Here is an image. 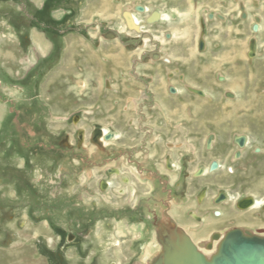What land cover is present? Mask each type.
I'll return each instance as SVG.
<instances>
[{
	"label": "rangeland",
	"instance_id": "rangeland-1",
	"mask_svg": "<svg viewBox=\"0 0 264 264\" xmlns=\"http://www.w3.org/2000/svg\"><path fill=\"white\" fill-rule=\"evenodd\" d=\"M236 2L245 6L246 17L239 18L238 9L233 8L225 30L206 34L210 45H220L219 53L224 46L229 49L230 61L224 63L221 58L215 60L221 62L219 65H207V73L214 75L213 80L187 79L183 84L188 89L170 82L173 77L181 76V72L167 65V82H159V85L167 94L171 93L170 87L180 89V94L169 95L176 96L183 107L164 112L161 121L185 123L183 127L189 126L187 123H198L199 136L211 140L214 136L228 138L237 133L246 137L245 158L235 161L232 156L230 163L219 161L222 166L214 174L216 179L226 178L225 188L233 199L248 194L259 201L257 207H248L246 217L247 221H253L251 213L257 212L253 227L258 233L251 232L260 235L264 234V221L259 220L264 218V125H257L254 119L260 106L264 112V0ZM31 7L27 0H0V264H150L160 254L165 240L159 231V222L164 216L169 222L171 218L167 212L163 211V216L156 209V214H151L150 210L154 209L148 208L152 204L150 200L137 198L131 202L130 198L136 194H116L115 188L120 182L106 171L108 167L119 165L132 181L131 166L124 164L130 145L125 139L136 133L129 123L134 120L147 124L154 120L151 117L161 115L147 109H142L143 113L130 110L145 101L142 97L146 85L129 74H147L149 69L137 65L132 72L121 74L120 80L125 79L126 85L136 92L141 90L137 94L140 99L115 98L110 108L102 110L98 101L107 93L104 83L116 82L115 76L103 72L100 77L89 72L94 66L90 68L79 62L81 66H74L72 73L64 74L63 51L53 49L43 56L44 51L33 50L31 45L35 41L27 30L31 25L25 23L24 28L22 24V13ZM41 9L40 15L46 21L50 36L51 2ZM87 39L93 44L89 35ZM250 39L254 50L251 56L248 55ZM135 41H143V38H135ZM196 49L200 51L202 47ZM141 50L136 48L131 56H138ZM225 51L223 59L228 58ZM163 53L147 57L154 62L162 55L168 63L170 57ZM207 53L214 55V51L208 50L190 55V61L196 56L206 58ZM104 62L108 64L107 60ZM198 72V77L206 73L203 66ZM151 78L149 75V81H154ZM114 84L112 92L119 93L116 91L120 90V83L118 87ZM187 96L191 98L189 101ZM251 98L252 102H248ZM236 105L243 108L235 112L239 109ZM95 128L105 129L116 137L104 143L97 140L103 144V149L99 148L97 141H91ZM155 137L153 135L152 139ZM115 146L116 156L112 154ZM242 148L237 146L234 150L239 149L237 158ZM117 156L119 161L116 162ZM166 159L170 161L169 157ZM170 162L175 169L179 168L174 161ZM104 179L110 184L106 189H99L98 183ZM159 189L160 186L156 190ZM173 195L185 196V193L173 191ZM147 210L156 216L153 220L144 218ZM181 221L177 222L187 225ZM188 225L191 228L194 223ZM184 230L188 231L192 243L207 239L210 234L208 230L205 234L189 231L187 227ZM70 233L75 238L68 240ZM114 239L118 246L112 245Z\"/></svg>",
	"mask_w": 264,
	"mask_h": 264
},
{
	"label": "flooded vegetation",
	"instance_id": "flooded-vegetation-1",
	"mask_svg": "<svg viewBox=\"0 0 264 264\" xmlns=\"http://www.w3.org/2000/svg\"><path fill=\"white\" fill-rule=\"evenodd\" d=\"M237 2L236 0H113L115 7H119L116 21L103 19L99 17L98 13H94L92 19L88 22H84L78 26L75 22L73 23L74 26L78 27L79 31L86 34V36L89 35L93 39V48L94 46L99 48L101 41L109 37L119 41L126 48V51L130 53L128 72H132L137 65H143L147 67H145L146 69H149V73L147 74H137L136 76L133 73L129 74L134 80L138 79L144 82V86L146 85V89L143 91L144 96L142 97L144 98L142 100L145 101H141L137 107H130V110L143 113L142 109H147V112L161 114L158 117H151L154 120L149 121L147 124L135 122L134 120L129 123L131 129L136 130L135 134L137 135L134 134V136L125 139L127 143L130 142V145L129 149L126 150V160L128 163L124 164L131 166L129 176L132 179V183L136 185V195L134 198H130V201L144 198L152 202L153 198L158 199V202L163 204V208L161 210L156 208L157 211H165L172 214L175 210L173 198L181 197L180 204H184L182 206L185 207V212L180 213L185 214L186 219L188 218L186 222L188 230H193L197 234H205V231L208 230L209 236L224 234L236 227L245 229L246 227H243L245 225L247 228L249 227L254 232H257L255 230L256 227H253L254 223H256L254 221L258 219L257 212L251 213L253 214L252 217H254L253 221L249 219L247 221L246 211L248 207H238V203L246 198H250L252 204L253 199L251 195L247 194L233 199L225 188L226 178L220 176L216 179L214 174L222 166L219 164V161L232 162L234 150L240 144L239 141H236V138L243 134L237 133L238 136L237 134H232L228 138H217L214 136V139L211 140L208 137L199 136L198 123L197 125L195 123H187L189 126L183 127L182 125H186L185 123L172 122L168 124L166 121H161L164 112L175 111L183 107L175 99L176 96L175 98H171L170 96L173 95H169H178L181 91L180 89H174L173 93L169 92V101L167 104H164L165 102H163V97L161 96L162 92L155 88L161 87L159 82H167L165 80V67L167 65L169 67H177L181 72V76L172 75L175 77L170 82H174L175 86L181 85L183 88H187L183 84L187 79H199L205 82L213 80L214 75L207 73V65H219L221 62L218 61L219 63H217L215 60L221 58L224 63L230 61V52L224 46L222 48L223 52L219 53V50H221L220 45L216 43L210 45L206 36L208 33L214 35L225 30V24L229 23L233 8L238 9L237 14L239 18L244 19L246 17L245 6ZM78 3L77 0H69L66 3L70 14L76 15L79 10L83 12L90 11L92 7L91 0H80V3ZM234 10L236 11V9ZM164 14L166 15L165 18L162 17ZM125 15L130 17L134 26L127 24ZM251 27L253 29V26ZM135 38H143V41L136 42ZM146 39L147 41H145ZM200 46L202 50L198 51L196 48ZM136 48L142 49L140 54L136 57L131 56V53ZM208 50L214 51V55L207 53L205 54L206 58L196 56L190 61V55L206 53ZM225 50L227 51L228 58L224 57L223 59ZM162 52H164V56L167 54L170 57L167 60L168 63L164 61L165 59H163L162 55L156 58L154 62L147 57L156 53L162 54ZM216 52L218 53L216 54ZM201 66H203V71H206V73L198 77L196 72L199 71ZM149 75L152 76L151 80L153 79L154 81H149ZM148 82H152V84L149 86ZM170 88L172 89L173 87ZM133 91L136 94L134 98L140 99V96L137 94L141 90L137 89L138 92H136L134 89ZM186 99L189 101L191 98L187 96ZM173 102L176 105H169V103ZM153 135H156L154 139H152ZM89 138H85L83 142ZM113 138L115 139V137ZM208 141H211L209 146L207 145ZM244 142L245 138L243 143L241 142L243 148L240 156L235 161L245 158L243 152L245 151L246 144ZM171 144L173 145L170 146ZM97 150L104 152V150L101 151L99 148ZM112 154L118 155L116 146L113 148ZM168 157L170 161H174L179 166L178 169L168 167V164L164 163V159ZM115 158V161H119V156ZM208 165L211 168L210 171H203L199 176L193 174L195 170L202 166L207 167ZM114 166L119 167V171L123 172L119 165ZM109 169V167L106 168V171L110 174ZM117 174L114 172V174L110 175L117 178L120 182L121 180L118 179ZM143 174L142 178L141 175ZM139 178L143 179L144 182L141 183ZM99 183L98 188L101 189ZM108 186L106 185L104 189ZM159 186L160 189L156 190ZM173 191H176V193L182 191L185 193V196H172ZM203 192L204 194L200 202L198 196ZM115 193L118 194L116 188ZM227 193L231 197L228 201L225 200L228 197L226 196ZM190 204L191 206H189ZM189 208H192L199 214L201 220L197 221L191 217L188 214ZM213 208L219 210L217 215L214 213L215 209ZM243 212H245V215H243ZM155 217L150 215L148 210L145 211L144 218L146 220H153ZM189 219L193 223H197L199 228H190V225H188ZM203 220L204 222H202ZM259 220L264 221V218H259ZM177 221L179 220L177 219ZM259 234L260 236L264 235L263 233ZM195 237H197L196 234ZM73 238H75L73 233L67 235L68 240Z\"/></svg>",
	"mask_w": 264,
	"mask_h": 264
},
{
	"label": "crops",
	"instance_id": "crops-1",
	"mask_svg": "<svg viewBox=\"0 0 264 264\" xmlns=\"http://www.w3.org/2000/svg\"><path fill=\"white\" fill-rule=\"evenodd\" d=\"M32 6L31 9L22 13L24 19L22 20L23 27L25 28V23H29V29H27L32 35V39H34L35 44L31 45L33 50L39 49L43 52V56H47L53 49H58L63 51L64 57L63 62L66 69L64 70V74L72 73L74 66H93L95 68L91 69L96 74L103 75V72H109L113 76H115V81H109V85L107 81L104 83L107 87L106 95L103 98L99 99L98 104L101 105V109L110 108L112 106V99H124L128 97H134L135 91H133L130 86L126 85L125 79H121V74H126L129 69L128 58L130 53L126 51V48L122 46V44L112 38L104 39L101 41L99 49H94L93 45L89 43L87 36H85L81 31H79L77 26L79 24H83L84 22H88L92 19L94 13H98L99 17L103 19H112L114 21L117 20V12L119 7H115L113 0H91V9L86 12L80 11L76 15H72L68 12V7L66 3L69 0H27ZM80 3V0H77ZM47 2H51V9L49 10V21L51 23V34L48 36L46 21L40 15L41 8L47 4ZM78 3V4H79ZM80 8V7H79ZM76 23L77 26H74L73 23ZM43 27V28H41ZM33 28H37V30L33 31ZM75 30H74V29ZM39 29V30H38ZM32 30V31H30ZM82 33V34H81ZM30 48V46H29ZM1 56V54H0ZM104 60L108 61V64H104ZM81 64H79V63ZM89 62H92L89 64ZM87 69V68H86ZM117 83V87L120 83V90L116 91L119 93H113V87ZM164 87L159 88V91L162 92L161 96L163 97V102L167 104L169 101V96L167 93H164ZM166 92V90H165ZM68 96V95H67ZM113 137H116L113 134ZM112 137V138H113ZM111 138V139H112ZM110 139V140H111ZM103 142V141H102ZM171 167L174 168V165L171 164ZM184 208L179 209L176 208L174 213L169 216L173 219L177 224L176 219L181 221L184 219ZM181 212V213H180ZM181 214V215H180ZM176 218V219H174ZM181 218V219H180ZM184 220L181 222L183 223ZM183 224H187L186 222ZM182 225V224H179ZM186 226L187 225H182Z\"/></svg>",
	"mask_w": 264,
	"mask_h": 264
},
{
	"label": "water",
	"instance_id": "water-1",
	"mask_svg": "<svg viewBox=\"0 0 264 264\" xmlns=\"http://www.w3.org/2000/svg\"><path fill=\"white\" fill-rule=\"evenodd\" d=\"M125 16L127 24L134 26L130 17L128 15ZM249 50L248 55L251 56L253 53L252 40L249 44ZM100 133V128L93 129L91 141L94 142L95 137L100 135ZM110 136L111 133L105 135V138ZM244 138L243 135L238 136L236 141L241 144ZM105 186L104 182L101 181V189H104ZM250 204L251 199L246 198L238 203V207L246 208ZM219 236V234H214L211 236V240L219 239ZM198 245L211 248L210 242H202ZM151 264H264V235L260 236L249 231L232 229L222 237L215 253L210 258H207L183 232L178 233L176 229H173L172 235L165 236V240L162 243V251Z\"/></svg>",
	"mask_w": 264,
	"mask_h": 264
},
{
	"label": "bare ground",
	"instance_id": "bare-ground-1",
	"mask_svg": "<svg viewBox=\"0 0 264 264\" xmlns=\"http://www.w3.org/2000/svg\"><path fill=\"white\" fill-rule=\"evenodd\" d=\"M224 1V0H223ZM149 10V9H148ZM151 10V9H150ZM165 16V14L162 16V17H164ZM137 21V20H136ZM138 24V23H137ZM255 27V26H254ZM256 29H257V27H256ZM250 44V43H249ZM252 44H253V41H252ZM252 52H254V50H253V47H252ZM253 55V54H252ZM153 57H156L157 56V54H155V55H152ZM159 56V55H158ZM170 73H173V71H169V74ZM239 78V77H238ZM235 82V81H234ZM174 89L175 90H177V88L176 87H173L172 88V90H171V88H170V91H171V93H173V91H174ZM246 102V101H245ZM248 102H252V98L248 101ZM239 108V109H237L235 112H237L238 110H241L243 107H242V105H241V107L239 106V105H236L235 106V108ZM222 111H223V109H222ZM258 113H257V116H256V114H255V121H256V123H257V125H264V112H263V109H262V106H260V108L258 109ZM223 113V112H222ZM101 129V128H100ZM109 133H111V138L113 137V133L112 132H108V131H106L105 129H101V133H100V135H98L97 137H95V141H97V140H99V139H101L102 141H103V143H104V141H108V140H110L111 138L109 137V138H105V135H107V134H109ZM245 137V136H244ZM210 138V137H209ZM94 141V142H95ZM98 142V141H97ZM245 142H246V137H245ZM244 142V143H245ZM208 144H210L209 143V141H208ZM207 144V145H208ZM97 146L99 147V148H102L103 147V144L102 143H100V142H98L97 143ZM240 147H242L241 146V144L239 145V148ZM103 149V148H102ZM238 155H239V149L237 150V151H235L234 152V155H233V158L234 159H236L237 157H238ZM164 163L166 164H168V167H171V162L168 160V159H164ZM211 168H209V166H207L206 168H202V167H200L199 169H197V170H195L194 172H193V174L194 175H200V173H202L203 171H207V170H210ZM110 172H111V174H114V172L115 173H118L117 175H118V179L119 180H121L120 182H121V184L119 185V186H117V188H116V191H117V193H118V195H127V194H129L130 196H134V194H136V187H135V185L132 183V181L129 179V177H128V175H126L125 173H122L121 171H119V168L118 167H111L110 169ZM103 182H104V184L105 185H109L110 184V182H109V180H106V179H104V180H102ZM203 194H204V192L203 193H201L200 194V196H198V200L200 201L201 200V197L203 196ZM226 195V194H225ZM227 196V195H226ZM225 200H227L228 201V197H226V199ZM180 201H181V197H178V199H175L174 198V203L173 204H175L176 205V208H179V209H183L184 208V210H185V207L184 206H182V205H184V204H180ZM152 202H154V203H152ZM151 203V205L148 207V208H150V207H153V209L154 210H150L151 211V214H156V212H155V209L156 208H159V210H161L162 208H163V204L162 203H160V202H158V200H153ZM195 202V201H194ZM201 202V201H200ZM203 202H204V200H203ZM154 204V205H153ZM196 204V203H195ZM204 204V203H203ZM259 204V201H257V200H255V199H253V202H252V204L250 205V206H248V207H257V205ZM154 206H155V208H154ZM262 207V206H261ZM175 208V209H176ZM213 209H215V208H213ZM157 210V209H156ZM189 210V212H188V214L191 216V217H193L194 219H196L197 221H199V220H201V216L199 215V214H197L192 208H189L188 209ZM185 212V211H184ZM218 212H219V210H216V211H214V213L217 215L218 214ZM158 213V212H157ZM162 213V215H163V212H161ZM167 215H169L168 213H166ZM201 214V213H200ZM164 216V215H163ZM184 218H186L185 217V214H184ZM188 219V218H187ZM162 220L163 221H161L160 220V222H159V225H160V227L162 228H159V231H160V233L161 234H165V236H168V235H172V230L173 229H176L177 230V232L178 233H180V232H183L187 237H188V239H190V235H189V233H188V231H186V230H184V227L186 228V226H182V225H179V224H177L173 219H170V222L169 221H167L166 220V218H165V216L162 218ZM190 220V219H189ZM191 221V220H190ZM202 222H204V220L202 221ZM206 222V221H205ZM190 224H193L192 222H189ZM197 227H199V225H197V223H194V225H192L191 226V228H196L197 229ZM236 227V226H235ZM239 227H236V228H233V229H238ZM239 229H241V228H239ZM232 230V229H231ZM230 231V230H229ZM241 231H249V232H251V229H249V228H247L246 227V229H241ZM228 232V231H227ZM227 232H225L224 234H220V238L219 239H213V240H211V236H209V238L207 237V239H204V240H199V241H197V242H194L193 244H195L196 246H197V248L199 249V251L200 252H202L207 258H210L214 253H215V251H216V249H217V247H218V245H219V242H220V240L222 239V237L227 233ZM251 233H253V232H251ZM161 234H159V235H161ZM254 234V233H253ZM157 234L155 233V236H156ZM164 236V237H165ZM206 238V237H205ZM191 240V239H190ZM114 242L112 243V245H114V246H118V241L116 240V239H114L113 240ZM158 241V240H157ZM164 242V241H163ZM208 243V242H210L211 243V248H205V247H203V246H199L198 244L199 243ZM111 244V243H110ZM161 248V250H160V253H161V251H162V246L160 247ZM151 264V263H150Z\"/></svg>",
	"mask_w": 264,
	"mask_h": 264
}]
</instances>
